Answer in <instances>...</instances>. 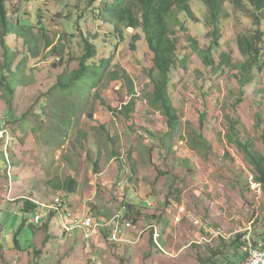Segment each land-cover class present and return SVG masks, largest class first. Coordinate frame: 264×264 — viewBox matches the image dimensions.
<instances>
[{"label": "rangeland", "instance_id": "obj_1", "mask_svg": "<svg viewBox=\"0 0 264 264\" xmlns=\"http://www.w3.org/2000/svg\"><path fill=\"white\" fill-rule=\"evenodd\" d=\"M89 1L9 3L14 23L36 18L44 32L32 33L40 56L31 55L23 70L19 65L30 52L26 37L15 33L7 41L19 58L12 70L15 97L0 90V264H235L236 234L247 232L252 243L264 235L262 187L236 143L240 139L264 154L255 130L257 114L264 118V44L255 66L260 69L254 68L244 85L235 67L246 61L235 38L259 27L249 1L241 0L243 7L227 3V17L219 21L218 33L226 34L214 58L219 62L226 54L227 65L206 67L194 50L180 49L168 88L178 117L172 128L152 101L153 54L146 42L139 44L137 54L130 50L129 34L136 30L130 28L127 40L116 48L119 42L110 43L109 35L116 32L112 24L98 19L90 25L83 22L85 33L104 34L100 48L113 45L102 56L110 61V69L127 72L133 86L105 79L86 102L80 101L79 93L71 96L69 101L82 112L80 122L74 126L71 115H65L61 129L55 130L46 96L69 60L55 57L53 48L68 47L77 57L83 55L85 48L79 39L72 42L67 22L72 13L75 20L82 14L95 15ZM193 7L205 23L207 8L200 0H193ZM192 27L196 36L204 32L197 24ZM261 28L264 32V24ZM200 38L206 47L213 40L208 33ZM2 53L0 38V65L5 60ZM55 62L62 67L54 69ZM71 67L78 68L79 63ZM130 103L133 109L124 110ZM38 113L43 114L41 127ZM70 177L75 178L76 189L69 195ZM56 200H63L74 216L87 213L106 220L122 205H132V227L121 243H111L104 234L85 239L79 232L65 234L62 221L52 218V212L39 227L46 223L54 227L33 233L35 211L25 212V202L43 210L42 205L52 206Z\"/></svg>", "mask_w": 264, "mask_h": 264}, {"label": "trees", "instance_id": "obj_2", "mask_svg": "<svg viewBox=\"0 0 264 264\" xmlns=\"http://www.w3.org/2000/svg\"><path fill=\"white\" fill-rule=\"evenodd\" d=\"M207 8L205 19L207 21L203 23L197 16L196 10L193 7V0H90L89 4L93 13L82 14L78 20L74 19L75 14H71L67 22V33H71L72 42L79 39L84 46L83 55L77 57L70 51L69 48H53L54 56L60 57L61 60L68 59L67 67L65 71L61 73L55 83L52 86L51 91L46 96V100L50 102L47 110L50 112L52 120V129L60 130V126L65 120V115H71V122L74 126H77L80 122L79 118L82 116V112L76 109V103L70 102L71 96H75L79 93L82 97L83 103L87 101L91 91H95L97 87L104 84L105 79H112L114 81H126L130 86H133L131 76L127 74H120L117 70L110 69V61L102 56L103 52L112 48L116 42V48L122 41L127 40V33L129 29L133 28L136 32L131 37L130 50L137 54L139 44L146 42L151 53L154 56L153 67L150 72L152 79H154L155 92L153 94V103L157 108L161 109L164 115L168 118L169 127L176 125L178 119L175 108L173 107L168 96V88L170 85V75L172 71L177 67L179 54L182 51H193L195 54L201 55L206 67H222L229 63L228 56L226 54L220 56L219 62L214 58V52L217 51L220 40L226 33H218V24L220 19L227 17L225 14V6L229 2H233L236 6H242L241 0H200ZM252 17L255 20L256 25L259 27L251 32L248 29L243 34L235 38L237 46L246 61L239 62L235 67L239 75H237L238 81L244 85L248 81V77L253 74L256 63L259 61L262 49L260 48L264 44V32H262V25L264 24V0H248ZM12 0H0V25L3 26V30L0 31L1 45L4 49L3 56L5 62L0 65V90L7 93L10 98H14L16 94L15 79L16 74L13 72L14 61L19 58L16 49H13L8 45V39L12 34H18L26 37L28 49L24 54V60L20 63L19 68L23 70L26 64H28L29 57L39 58L40 49L39 46H35L37 38L32 37V33L35 30L42 29L39 27L38 20L34 17L32 20L23 21L19 20L18 23H14L10 19L11 11L9 10V3ZM95 19L102 20L107 24H112L114 34H110V43L113 45L107 46L108 49L100 48L98 42L104 37V34L100 33H85L82 26L83 22H94ZM89 24V23H88ZM192 24H197L198 28L204 31H200V35L193 34ZM90 25V24H89ZM71 27V28H69ZM80 29L82 32L80 35L74 34ZM79 28V29H78ZM214 31L212 32V29ZM33 30L30 32V30ZM75 29V30H74ZM141 30V31H140ZM41 32H44L42 29ZM205 33L210 35L211 40L208 46L201 45V36ZM93 34L94 36H92ZM145 35V38L143 37ZM32 37V38H31ZM215 39V40H214ZM123 45V44H122ZM35 51H31V48ZM182 51H181V50ZM102 57V59L100 58ZM75 62L79 63L78 68L71 67ZM61 63L55 62L54 69H57ZM62 65V64H61ZM255 68V69H254ZM158 72V77L155 78V74ZM247 72V74H246ZM11 73L13 76H10ZM221 73V71H220ZM13 77V78H12ZM19 83H21L19 81ZM83 91V93L81 92ZM99 95V94H98ZM68 100V101H67ZM77 101V100H76ZM10 105L13 101H8ZM241 102V98H238L237 103ZM44 104V101H42ZM133 103L125 106L124 110H132ZM12 114V113H11ZM37 126L41 127L43 114H37ZM93 113L90 114V118H93ZM24 124L27 123V116L24 117ZM42 121H41V120ZM22 121V120H21ZM16 122V121H13ZM19 122V121H18ZM22 123V122H21ZM237 122H233L234 126ZM255 130L258 131L261 141L264 144V118L262 114H257ZM46 133H48L46 131ZM237 145L243 150L249 163L253 166L256 173V181L261 184L262 192L264 194V154H258L252 151L251 144L243 142L240 139L236 140ZM74 177H70L67 181L66 190L67 193L73 194L76 189V182ZM26 207L23 208L25 212H34L35 215L40 213V207L31 201L25 202ZM128 208H127V207ZM121 208L126 209V216L130 219V214L133 213L134 206L122 205ZM120 208V209H121ZM54 215V214H53ZM33 233L39 232L43 229L45 233L49 232V226L43 225L41 227L31 225ZM246 233L236 234V240L234 245L235 250V264H241L245 262L249 256V242L247 240ZM253 234V231H252ZM105 239L108 240V235L104 234ZM259 240L254 244L257 247L259 242L264 238V235L256 236ZM15 246L19 245L18 234L14 236Z\"/></svg>", "mask_w": 264, "mask_h": 264}, {"label": "built area", "instance_id": "obj_3", "mask_svg": "<svg viewBox=\"0 0 264 264\" xmlns=\"http://www.w3.org/2000/svg\"><path fill=\"white\" fill-rule=\"evenodd\" d=\"M57 201L59 200H56L52 206L44 207L42 205L44 209L34 215L35 226H40L45 218L49 216L47 213L53 212L52 218H59L62 221L61 229L65 234L79 232L83 234V238L85 239H90L98 234H107L108 240L114 244L123 242L126 231L132 227V221L128 220L125 208H121L110 220L94 219L87 213L74 216L73 212L68 210L63 200H60L58 203ZM249 235H251V232ZM247 240L250 246L248 249L249 256L241 264H264V238L259 242L257 247H254L250 238L247 237Z\"/></svg>", "mask_w": 264, "mask_h": 264}, {"label": "crops", "instance_id": "obj_4", "mask_svg": "<svg viewBox=\"0 0 264 264\" xmlns=\"http://www.w3.org/2000/svg\"><path fill=\"white\" fill-rule=\"evenodd\" d=\"M54 223H51V224H49V223H46V225L47 226H49V230L52 228V227H54V225H53ZM37 227H39V226H37Z\"/></svg>", "mask_w": 264, "mask_h": 264}]
</instances>
